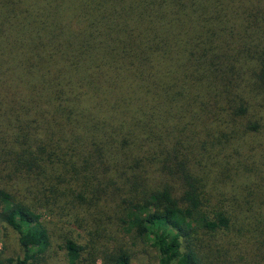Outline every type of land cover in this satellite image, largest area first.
<instances>
[{
    "label": "trees",
    "instance_id": "obj_1",
    "mask_svg": "<svg viewBox=\"0 0 264 264\" xmlns=\"http://www.w3.org/2000/svg\"><path fill=\"white\" fill-rule=\"evenodd\" d=\"M0 264H264V0H0Z\"/></svg>",
    "mask_w": 264,
    "mask_h": 264
},
{
    "label": "rangeland",
    "instance_id": "obj_2",
    "mask_svg": "<svg viewBox=\"0 0 264 264\" xmlns=\"http://www.w3.org/2000/svg\"><path fill=\"white\" fill-rule=\"evenodd\" d=\"M133 252L135 253L133 264H157L155 252L146 244L135 247ZM20 254L21 249L17 235L10 228L2 226L0 229V256L6 258Z\"/></svg>",
    "mask_w": 264,
    "mask_h": 264
}]
</instances>
